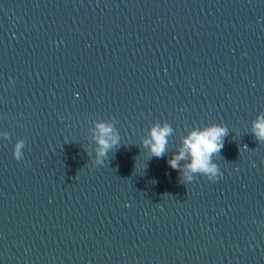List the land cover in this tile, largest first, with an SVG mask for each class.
Here are the masks:
<instances>
[{
  "label": "water",
  "instance_id": "water-1",
  "mask_svg": "<svg viewBox=\"0 0 264 264\" xmlns=\"http://www.w3.org/2000/svg\"><path fill=\"white\" fill-rule=\"evenodd\" d=\"M260 112L264 0H0V264H264ZM221 122L222 177L182 183L168 159Z\"/></svg>",
  "mask_w": 264,
  "mask_h": 264
},
{
  "label": "clouds",
  "instance_id": "clouds-1",
  "mask_svg": "<svg viewBox=\"0 0 264 264\" xmlns=\"http://www.w3.org/2000/svg\"><path fill=\"white\" fill-rule=\"evenodd\" d=\"M10 82L14 83V81ZM114 119L97 120L93 130L95 140L96 165H104L108 153L121 143V135L115 126ZM173 127L168 121H155L148 130V135L142 141V147L147 149L148 156L163 157L167 152L169 137L173 134ZM229 128L224 123H210L202 126H193L183 137L180 147L168 159L169 166L181 173V182L191 183L196 176H206L210 181L222 177L220 166L213 159L224 148V138L228 135ZM252 133L259 142H264V112L258 113L252 122ZM0 138L10 139V133L0 130ZM24 138H17L13 147V157L17 161L25 158ZM246 148V146H245ZM181 161L185 163L181 164Z\"/></svg>",
  "mask_w": 264,
  "mask_h": 264
}]
</instances>
